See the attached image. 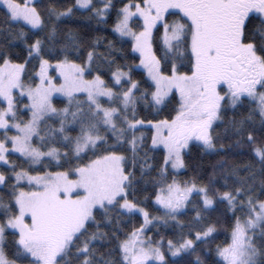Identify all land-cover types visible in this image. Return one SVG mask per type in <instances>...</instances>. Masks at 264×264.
I'll use <instances>...</instances> for the list:
<instances>
[{
    "label": "snow or ice",
    "instance_id": "snow-or-ice-1",
    "mask_svg": "<svg viewBox=\"0 0 264 264\" xmlns=\"http://www.w3.org/2000/svg\"><path fill=\"white\" fill-rule=\"evenodd\" d=\"M0 6V264H264V0ZM80 10H115L116 40L64 32ZM193 146L250 159L182 177ZM217 212L225 239L190 260L220 234Z\"/></svg>",
    "mask_w": 264,
    "mask_h": 264
},
{
    "label": "trees",
    "instance_id": "trees-1",
    "mask_svg": "<svg viewBox=\"0 0 264 264\" xmlns=\"http://www.w3.org/2000/svg\"><path fill=\"white\" fill-rule=\"evenodd\" d=\"M54 2H55L57 7H63L69 3L75 4V0H54ZM42 3L45 6L44 10H46V6L48 5L49 0H42ZM113 3L116 5L117 8L120 6V0H113ZM97 6H99V4H97ZM115 15H116L115 10H113L110 13V16L107 19L106 23H98L97 19L90 18L91 13L89 10H80L71 19H65L64 23L61 24L60 27L63 29L64 32H66L68 29L77 30L82 35L87 36L89 38V40H91L92 38H94L96 36L107 37L108 39L116 40V36L112 32V24L115 21ZM3 20H4V9L2 6H0V23H2ZM13 27L14 28L19 27V25L14 24ZM8 40L11 42V47H9V51H11L12 53H20L21 56L26 54L24 52L23 44L21 41L11 40L10 36L8 37ZM106 44H107V41L104 42L105 46H106ZM0 45H4V36L3 35H0ZM116 47L117 48H123L125 50H130L129 45H124V44H121L119 42L116 43ZM100 50L103 51L104 47H102ZM119 58H120L119 55H117V59H119ZM131 59L132 58L129 57V60H131ZM142 74H143L142 70L138 71L135 78L139 79ZM233 115H234V113H232L230 111L225 115L224 123L217 122V131L218 132H220L221 134H224L225 128L227 126V121L230 120L233 117ZM148 118L152 119L153 117L149 116ZM232 139H235V137H233ZM222 142L227 147V145L230 144L232 141L229 139H225ZM147 144L149 147H151L150 138L147 141ZM243 151H244L243 149H233L232 152L230 154H228L226 157L225 152H220L219 155H215V154H210L208 152H205L199 147L193 146L191 148V152L186 157V159L188 160V163H189V168L187 170H183V172L180 173V176H182V177L183 176H193L194 174H198L202 179L207 181L209 174L213 170V166L218 165L222 158L226 157L229 164H241L242 165V164L246 163L250 159V156H248L247 154H241V153H243ZM150 155L155 157V160L153 161L154 163L159 164V163L163 162L162 152L157 151L154 153H150ZM129 166H131V165H129ZM134 171H136L137 178L139 179V177H140L139 168L134 169ZM217 171H219L218 168H217ZM152 174L154 175L155 173L153 172ZM144 186L145 185H144L143 181H141L140 184L138 185V187H140V188H144ZM148 191L149 192L151 191L150 186L148 187ZM137 196H138V198L142 199L144 196V192L143 191L138 192ZM145 206L149 207V210L154 215L161 214L157 207H153L151 205V202H149ZM221 208H223V206H221ZM211 215L213 216L214 219L215 218L221 219V225L222 226L219 229L220 234L216 236L215 240L212 243L203 244L200 246V248L197 250V252L192 253L191 256L188 257L192 261H195L196 256L199 254L202 258L207 259L211 262L212 257L215 256V253L213 252L212 256L205 257L204 252L201 251L200 249H204L206 251L208 248H214L217 243H221L225 239L224 228H223V224L225 223V220H224L222 213L217 212V213H212ZM228 215L230 216L231 214L228 213ZM192 216H193V213L189 212L186 215L181 216L180 219L184 220L185 222H188L192 219ZM125 219L127 220L128 218L125 217ZM140 222H142V216L136 215L132 218V222L127 224V228L130 230L133 223H135L138 226ZM158 231H159L160 235H163L165 237V243H166L167 239L178 238L180 229L178 227L170 225L168 228H164L161 226L158 229ZM185 231H187V229H185ZM151 235L155 239H159V236L157 235L156 229L151 230Z\"/></svg>",
    "mask_w": 264,
    "mask_h": 264
},
{
    "label": "rangeland",
    "instance_id": "rangeland-1",
    "mask_svg": "<svg viewBox=\"0 0 264 264\" xmlns=\"http://www.w3.org/2000/svg\"><path fill=\"white\" fill-rule=\"evenodd\" d=\"M181 172H183V170H181ZM181 172H180V173H181ZM150 228H151V226H150Z\"/></svg>",
    "mask_w": 264,
    "mask_h": 264
}]
</instances>
